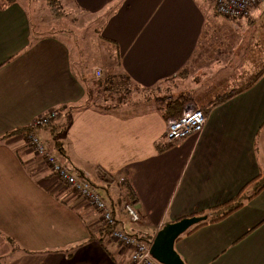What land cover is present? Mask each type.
<instances>
[{
	"label": "crops",
	"instance_id": "crops-1",
	"mask_svg": "<svg viewBox=\"0 0 264 264\" xmlns=\"http://www.w3.org/2000/svg\"><path fill=\"white\" fill-rule=\"evenodd\" d=\"M67 1L95 18L85 29L94 46L36 35L21 2L0 4V264L131 262L129 248L100 232L94 208L34 153L31 132L103 187L126 232L151 244L165 224L207 215L175 240L185 264H264V186L255 191L264 183V28L248 26L249 16L232 22L208 0ZM182 98L207 120L169 142L166 123L181 114ZM169 100L177 104L164 106ZM52 109L60 122L30 128ZM122 179L140 223L121 207ZM242 189L252 196L208 221Z\"/></svg>",
	"mask_w": 264,
	"mask_h": 264
},
{
	"label": "built area",
	"instance_id": "built-area-1",
	"mask_svg": "<svg viewBox=\"0 0 264 264\" xmlns=\"http://www.w3.org/2000/svg\"><path fill=\"white\" fill-rule=\"evenodd\" d=\"M215 12L229 20L237 21L246 18L251 8L264 0H208ZM99 76L100 72L97 71ZM58 113L52 109L46 113L37 115L30 123V128L43 127L48 122L56 119ZM207 115L199 108L187 104L184 106L181 115L169 118L166 123L165 139L176 141L187 136L197 134L203 130ZM27 142L34 153L40 156L48 165L57 179L64 185L69 186L75 194L84 199L99 214L101 226L110 229L109 237L122 249L131 250L130 264H161L150 255V244L138 238L134 233L126 232L124 228L116 223L112 213V207L105 201L102 195L93 186L91 181L74 171L68 165L61 162L52 153L46 143L32 132L27 135ZM131 222H138L140 216L137 210L130 204L125 205Z\"/></svg>",
	"mask_w": 264,
	"mask_h": 264
},
{
	"label": "rangeland",
	"instance_id": "rangeland-1",
	"mask_svg": "<svg viewBox=\"0 0 264 264\" xmlns=\"http://www.w3.org/2000/svg\"><path fill=\"white\" fill-rule=\"evenodd\" d=\"M18 1L25 6L28 13L30 14V19L32 21V29L34 31V34L36 33V35L39 36L40 35L48 36V35H56V34L62 36V34H66L63 35L62 37L67 39L69 44H74L73 41L76 40L78 42V45H80L82 49H84L86 45L94 46L92 43L91 44L88 43L89 41L88 38H91L92 35L90 29L89 31L85 29L88 28L87 25L88 24L90 25V23L93 22V20L95 22V18L93 19V16H88L83 13H79V11L76 10V8L74 9L73 7H70V3L67 0H59V2L57 3L56 0H54L51 3L54 5V7H52L53 8L52 11H56L58 15L61 14V17L59 18H56L54 14H51L52 12L51 8L45 5L44 0H18ZM3 2L6 1L0 0V4ZM248 19L249 20L246 22L248 26L254 25L255 29L256 27L264 28V1L259 2L258 4H256L254 7L251 8V12L249 14ZM73 20L75 23H73ZM232 22H236V21H232ZM223 27L226 29V26ZM72 37L74 38V40L71 39ZM107 44L111 45L110 43ZM92 49L93 48H90V50ZM82 61L84 63L92 64L95 62V59L87 60L86 58L84 60L82 58ZM125 98L126 95H124V97L122 96L118 98V101L116 100L115 101L119 102L124 100ZM96 99L98 100L97 104L104 105L105 102H102L99 97ZM115 101L112 100L107 104L109 103L110 105L115 104L116 103ZM61 120L62 117H59V119L56 122H60ZM97 191L100 192L103 197L108 199V195L104 191L103 187L101 188L97 187Z\"/></svg>",
	"mask_w": 264,
	"mask_h": 264
},
{
	"label": "trees",
	"instance_id": "trees-1",
	"mask_svg": "<svg viewBox=\"0 0 264 264\" xmlns=\"http://www.w3.org/2000/svg\"><path fill=\"white\" fill-rule=\"evenodd\" d=\"M4 1H6V2H8L9 0H4ZM48 1V3H52L54 0H47ZM51 6L52 7H54V5L53 4H51ZM54 12V14L55 15H57V13H56V11H53ZM120 79H122V78H120ZM108 82L110 83V85L113 87V84H116V83H118V78H116L115 76H110V77H108ZM121 82V81H120ZM121 84H123V82H121ZM117 87V86H116ZM115 87V88H116ZM163 102V104H164V106H169V105H171V104H173L174 103V105L175 104H177V101H175V100H169L168 102L167 101H162ZM178 102H179V100H178ZM179 105H180V108H181V110L184 108V105H186V101H183V98H182V102H180L179 103ZM203 111V110H202ZM204 113H205V111H203ZM181 115V114H180ZM179 115V116H180ZM177 117H178V115H176ZM172 118H175V117H172ZM53 123V120L52 121H50V122H48V124L47 125H45V126H43V127H48V126H52L51 124ZM43 127H41V128H43ZM80 175H82L81 173H80ZM103 179H104V181L106 182V183H112L113 181H114V179H113V176L112 175H105V174H103ZM92 183V182H91ZM93 184V183H92ZM118 184L120 185V187L122 188V191H123V193H124V195L123 196H121L120 198H122L123 199V201L121 202V207L123 208V210L125 211V205L126 204H130V205H132L133 204V202H135V194H134V192H133V190H132V188H131V185L129 184V183H127L126 182V180L125 179H122L121 181H119L118 182ZM94 186V185H93ZM256 186H257V188L255 189V191H257L259 188H261L262 186H264V183H262V181L260 182H258L257 184H256ZM95 187V186H94ZM245 189V188H244ZM244 189H242L237 195H236V197H234L233 199H231V200H229V201H227V202H224V203H222V204H220V205H218V206H216V207H213V208H211L209 211H208V221L209 222H214V221H218V220H220V219H222L223 217H225L226 215H228L229 213H231L232 211H234V210H236L237 208H239L241 205H242V203H243V201L245 200V199H247V198H249L250 196H252V195H250V194H248L246 191H244L243 192V190ZM253 194V193H252ZM117 203H119L118 201H116ZM121 208V209H122ZM114 210L115 209H112V213H113V215H114V217L116 218V216H115V213H114ZM138 212V211H137ZM138 214H139V212H138ZM141 221H139L138 223H140ZM116 223L118 224V222H117V220H116ZM203 223V222H202ZM202 223H199V224H202ZM198 224V225H199ZM198 225H195V227H197ZM194 227V228H195ZM191 230V229H190ZM100 232H102L103 233V235H106V234H108L109 232H110V229L108 228V227H102V226H100ZM135 234V233H134ZM138 238H140V239H142V240H144L145 242L146 241H148V239H150L151 238V236L150 235H141V234H135ZM147 243V242H146Z\"/></svg>",
	"mask_w": 264,
	"mask_h": 264
},
{
	"label": "water",
	"instance_id": "water-1",
	"mask_svg": "<svg viewBox=\"0 0 264 264\" xmlns=\"http://www.w3.org/2000/svg\"><path fill=\"white\" fill-rule=\"evenodd\" d=\"M207 220V215L181 218L162 226L150 244V255L161 264H185L174 249L175 240L190 227Z\"/></svg>",
	"mask_w": 264,
	"mask_h": 264
}]
</instances>
